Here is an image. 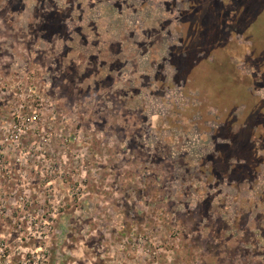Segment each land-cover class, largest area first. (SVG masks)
<instances>
[{"label":"rangeland","instance_id":"374dc122","mask_svg":"<svg viewBox=\"0 0 264 264\" xmlns=\"http://www.w3.org/2000/svg\"><path fill=\"white\" fill-rule=\"evenodd\" d=\"M0 264H264V0H0Z\"/></svg>","mask_w":264,"mask_h":264}]
</instances>
